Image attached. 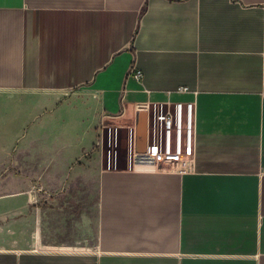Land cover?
<instances>
[{
  "label": "crops",
  "instance_id": "0c3cea01",
  "mask_svg": "<svg viewBox=\"0 0 264 264\" xmlns=\"http://www.w3.org/2000/svg\"><path fill=\"white\" fill-rule=\"evenodd\" d=\"M263 74L264 0H0L4 123L55 105L15 93H86L60 101L61 169L100 117L133 146L140 104L196 105L187 171H101L93 248L0 249V264H264Z\"/></svg>",
  "mask_w": 264,
  "mask_h": 264
},
{
  "label": "rangeland",
  "instance_id": "374dc122",
  "mask_svg": "<svg viewBox=\"0 0 264 264\" xmlns=\"http://www.w3.org/2000/svg\"><path fill=\"white\" fill-rule=\"evenodd\" d=\"M85 94L15 93L20 106L36 97L55 105L39 110L33 123H25L18 108L9 124L4 120H13V110L2 113L1 103L13 98L0 94V249L73 251L95 245L100 173L110 159H117L118 168L131 166L135 149L127 130L115 129L117 119L100 117L79 155L60 168V101ZM87 126H79L82 135Z\"/></svg>",
  "mask_w": 264,
  "mask_h": 264
},
{
  "label": "built area",
  "instance_id": "2783aa9c",
  "mask_svg": "<svg viewBox=\"0 0 264 264\" xmlns=\"http://www.w3.org/2000/svg\"><path fill=\"white\" fill-rule=\"evenodd\" d=\"M131 72L135 80H142L141 71L132 68ZM177 92L189 91L186 87H180ZM261 94L264 96V74ZM138 107L147 113L146 146L143 152L134 150L131 167L187 171L195 157V101H167L150 106L143 103Z\"/></svg>",
  "mask_w": 264,
  "mask_h": 264
},
{
  "label": "water",
  "instance_id": "95a60500",
  "mask_svg": "<svg viewBox=\"0 0 264 264\" xmlns=\"http://www.w3.org/2000/svg\"><path fill=\"white\" fill-rule=\"evenodd\" d=\"M147 136V113L139 109L135 115L134 125V148L136 152H143L146 146Z\"/></svg>",
  "mask_w": 264,
  "mask_h": 264
}]
</instances>
